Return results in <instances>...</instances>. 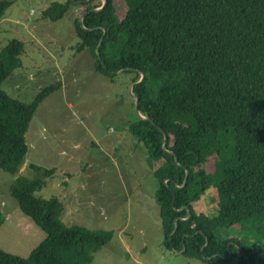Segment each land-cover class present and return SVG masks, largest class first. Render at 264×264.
Wrapping results in <instances>:
<instances>
[{
	"label": "trees",
	"instance_id": "16d2710c",
	"mask_svg": "<svg viewBox=\"0 0 264 264\" xmlns=\"http://www.w3.org/2000/svg\"><path fill=\"white\" fill-rule=\"evenodd\" d=\"M74 1L87 13L75 21L77 48L92 51L95 69L110 78L122 69L129 85L144 75L132 91L149 119L130 130L158 180L165 246L208 263L237 255L238 264H264V245L229 232L264 230V0H66L43 15L58 20ZM13 2L0 0V20ZM23 52L17 38L0 48V168L17 175L11 193L47 237L26 258L0 247V264H90L114 231L67 225L59 198L35 194L55 168L20 173L30 122L54 89L24 102L1 88Z\"/></svg>",
	"mask_w": 264,
	"mask_h": 264
},
{
	"label": "rangeland",
	"instance_id": "374dc122",
	"mask_svg": "<svg viewBox=\"0 0 264 264\" xmlns=\"http://www.w3.org/2000/svg\"><path fill=\"white\" fill-rule=\"evenodd\" d=\"M12 1L0 20V48L13 38L22 40L23 67L1 88L31 102L45 87H54L30 122L20 173L33 179L41 173L29 164L55 168L35 194L66 198L67 225L114 231L90 264H238L237 255L208 263L165 246L155 197L158 180L146 146L130 130L138 118L130 77L119 73L110 78L98 72L92 51L77 48L75 21L84 7L72 4L62 18L50 20L43 11L54 1L66 0ZM16 177L0 168V247L26 258L47 233L21 211L12 195ZM205 199L208 208L209 198ZM229 232L242 244L264 245V230L253 234L235 227Z\"/></svg>",
	"mask_w": 264,
	"mask_h": 264
},
{
	"label": "water",
	"instance_id": "95a60500",
	"mask_svg": "<svg viewBox=\"0 0 264 264\" xmlns=\"http://www.w3.org/2000/svg\"><path fill=\"white\" fill-rule=\"evenodd\" d=\"M104 1V4L106 3V0H103ZM74 2H77V3H81V1H74ZM99 9V8H98ZM98 9H96V10H98ZM87 13H84L82 16H81V18H80V23L83 25V19H84V17H85V15H86ZM104 34H105V32H104ZM102 40H103V37L101 38V40H100V43H99V45L98 46H100L101 45V43H102ZM97 53L99 54V51H98V49H97ZM103 63V62H102ZM120 72H122V70L121 71H119L118 73H120ZM144 79V75L142 74V77H141V79L138 81V82H136V83H139V82H141L142 80ZM136 83H131L130 85H129V92H130V95H131V97L133 98V100H134V103H135V110H136V112H137V115H138V117L140 118V119H149V118H147V117H145V116H143L142 114H141V112H140V110H139V104H138V98L134 95V93H133V91H132V89H133V87H134V85L136 84ZM166 145H167V136H165L164 137V142H163V148L166 150ZM170 154H174L173 152H169ZM176 158V157H175ZM176 161H178V159L176 158ZM186 172H187V176H186V178H185V180H184V183H186V180H187V177H188V170H186ZM188 212H189V209H188ZM188 215H190L189 213H188ZM177 221V220H176ZM176 221H175V229H174V231H173V233L171 234V235H173L174 234V232H175V230H176ZM185 250V247H184V249L182 250V251H177V252H183Z\"/></svg>",
	"mask_w": 264,
	"mask_h": 264
},
{
	"label": "crops",
	"instance_id": "0c3cea01",
	"mask_svg": "<svg viewBox=\"0 0 264 264\" xmlns=\"http://www.w3.org/2000/svg\"><path fill=\"white\" fill-rule=\"evenodd\" d=\"M71 193H73V192H71ZM64 199H66V198H64V197L60 198V200L63 202V204H64ZM64 207H65V205H64ZM65 213H66V207H65V210H64V214ZM64 214H63V221H64Z\"/></svg>",
	"mask_w": 264,
	"mask_h": 264
}]
</instances>
